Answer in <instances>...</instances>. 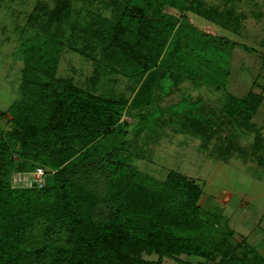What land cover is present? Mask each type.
<instances>
[{"label":"trees","instance_id":"obj_1","mask_svg":"<svg viewBox=\"0 0 264 264\" xmlns=\"http://www.w3.org/2000/svg\"><path fill=\"white\" fill-rule=\"evenodd\" d=\"M83 1L110 7L106 16L89 6L86 20L71 29L70 47L83 49L94 60V74L85 87L55 73L64 43L59 14L66 0H56L53 9L41 4L29 16L28 23L40 20V31L27 36L22 49L20 95L0 111L11 124L0 128V264H161L164 256L181 254L203 258L197 261L201 264H264L255 245L233 241L230 227L217 237L218 225L197 205L201 189L193 179L175 170L153 179L128 162L122 146L104 145L106 136L118 132L128 101L90 90L106 70L135 83L144 78L134 98L144 111L138 126L143 128L156 122L158 109L151 108L178 79L223 88L239 43L197 27L189 12L239 33L245 13L234 4L240 0H223L222 6L205 0ZM165 7L178 14L165 12ZM262 100L255 92L228 94L220 120L215 107L205 111L188 97L164 110L182 116L183 128L204 136L218 121L243 123ZM13 149L18 160L11 158ZM98 164L106 179L101 195L77 177L79 170ZM38 166L45 170L40 187L11 186L13 172ZM34 231L46 240L58 233L51 250L34 247L29 241ZM231 243L234 251L228 248ZM139 250L155 253L157 259L134 257ZM238 250L251 251L253 257L249 261Z\"/></svg>","mask_w":264,"mask_h":264},{"label":"rangeland","instance_id":"obj_2","mask_svg":"<svg viewBox=\"0 0 264 264\" xmlns=\"http://www.w3.org/2000/svg\"><path fill=\"white\" fill-rule=\"evenodd\" d=\"M205 2L223 4V0ZM86 3L83 0H66L67 5L61 9L59 24L63 28L61 36L64 43L55 71L56 76L69 77L83 87L89 85L88 81L94 74V60L93 57L85 56L83 49L78 52L70 47L71 29L86 20L89 6L94 12L96 9L106 16L110 15V7L103 8L99 2H93L92 5ZM41 4L50 9L56 8V0H0V111L20 95L22 49L26 37L33 31H40L41 24L38 19L32 20L29 25V16ZM234 7L238 12L245 13L239 33L189 12L191 21L197 27L239 43L232 50L229 76L223 88L217 89L206 82L191 81L187 77L180 78L171 92L155 108H151H157L160 112L156 113V122L143 128L138 126L144 111L140 110L138 104L134 105V98L144 78L135 83L119 73L106 70L99 73L96 84L90 90L96 94L123 96L128 101L120 115L118 132L106 136L102 140L104 145L122 146L121 154L128 162L153 179H164L170 170L193 179L201 189L197 205L203 214L212 216L211 220L209 217L211 223L218 225L217 237L225 236L230 227L234 231V242L244 239L255 245L258 253L264 256V0H240L235 2ZM164 11L178 14L170 7H165ZM258 11L262 14L256 17L254 14ZM54 32L60 37L59 30ZM242 44L248 47L244 49ZM249 92L263 97L255 113L244 117L243 123L233 126L229 122L218 121L214 131L204 136L183 128L182 116L164 110L188 97L205 111L215 107V119L220 120L228 94L242 97ZM10 127L7 116L0 114V128ZM12 151L14 155L11 158L18 160L16 149ZM16 174L13 172L11 176ZM77 177L98 195L103 194L106 179L100 164L79 170ZM11 184H15V181ZM100 207H104V204ZM57 236L58 233H51L46 240L34 231L29 241L36 248L45 246L51 250L53 237ZM228 248L235 250L232 243ZM242 253L249 261L253 257L251 251ZM44 255L47 258L48 253ZM133 255L144 260L157 259V254H148L143 250ZM178 260L195 264L205 261L200 257L181 254L178 257L164 256L161 264H182Z\"/></svg>","mask_w":264,"mask_h":264},{"label":"built area","instance_id":"obj_3","mask_svg":"<svg viewBox=\"0 0 264 264\" xmlns=\"http://www.w3.org/2000/svg\"><path fill=\"white\" fill-rule=\"evenodd\" d=\"M45 170L38 166L28 172H17L16 175L11 176L12 187H32L34 185L41 186L44 182Z\"/></svg>","mask_w":264,"mask_h":264}]
</instances>
